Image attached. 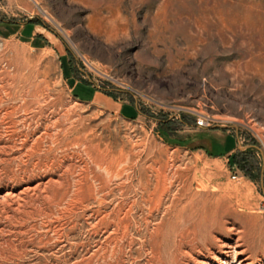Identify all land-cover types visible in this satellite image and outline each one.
<instances>
[{
	"label": "rangeland",
	"instance_id": "374dc122",
	"mask_svg": "<svg viewBox=\"0 0 264 264\" xmlns=\"http://www.w3.org/2000/svg\"><path fill=\"white\" fill-rule=\"evenodd\" d=\"M0 22L35 38L0 33V264H264V0H0Z\"/></svg>",
	"mask_w": 264,
	"mask_h": 264
},
{
	"label": "crops",
	"instance_id": "0c3cea01",
	"mask_svg": "<svg viewBox=\"0 0 264 264\" xmlns=\"http://www.w3.org/2000/svg\"><path fill=\"white\" fill-rule=\"evenodd\" d=\"M0 33L6 37H12L19 34L22 37L29 39L31 42L35 40L34 34H29L26 27L18 28L15 24H6L5 22H0ZM71 86L76 98L81 102L94 104L114 114H126V111L128 110H130L131 112L133 111L134 113L137 112V108L134 105L119 102L113 99L112 96L99 93L96 90L92 89L90 86L79 83L76 80L71 83ZM78 89H80V91L82 92L81 94H83L84 97H81L82 95L80 96L77 93ZM130 118H132V115L130 116ZM229 140H231V142H229ZM198 141H202L204 143V147H202V150H204L206 153H212V157L223 154L228 155L232 152V139L230 137L223 138L219 130H211L207 135H200V140ZM215 141L221 142L223 146H221L219 143H215ZM217 148H219L220 152L215 150ZM230 150L231 152L228 153Z\"/></svg>",
	"mask_w": 264,
	"mask_h": 264
},
{
	"label": "built area",
	"instance_id": "2783aa9c",
	"mask_svg": "<svg viewBox=\"0 0 264 264\" xmlns=\"http://www.w3.org/2000/svg\"><path fill=\"white\" fill-rule=\"evenodd\" d=\"M137 106H139V104L137 103ZM160 109L166 110L168 108H170V106H167L165 104H160L159 105ZM189 113H192L195 117V126H197L198 128H203V129H207L213 126L214 124V120L213 118H211L209 115H205L196 111H192V110H186ZM178 119V118H177ZM233 179H237L239 178V176L236 174H234L232 176Z\"/></svg>",
	"mask_w": 264,
	"mask_h": 264
}]
</instances>
